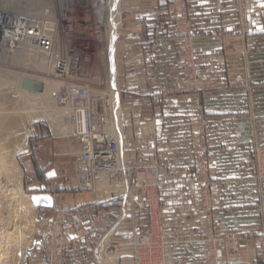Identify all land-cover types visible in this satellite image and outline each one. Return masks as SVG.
<instances>
[{"label":"crops","instance_id":"0c3cea01","mask_svg":"<svg viewBox=\"0 0 264 264\" xmlns=\"http://www.w3.org/2000/svg\"><path fill=\"white\" fill-rule=\"evenodd\" d=\"M245 2L251 33L242 38L237 34L235 0H188L196 33L191 40L195 74L198 84L207 89L169 94L148 108L144 103L150 91L170 92L186 81L182 39L174 36L170 21L171 11L177 10L176 0H131L126 6L128 29L118 52L120 98L132 126L128 135L135 136L131 146L137 144L146 120L154 151L167 171L159 189L164 264H210L211 248L214 264H255L259 260L256 235L264 229V179L258 183L250 179L246 161L253 144H264V0ZM161 11L167 20L156 29L154 19ZM144 20H148L146 30ZM151 36H156V43ZM245 46L249 48L246 56ZM200 107L205 110L208 155L213 164L211 230L193 170L199 150L196 115ZM43 167L44 177L37 182L42 193L36 196L43 203L40 209L52 211L57 224L50 225V240L38 243L39 252H34L29 264H47L42 250L72 237H79L85 245L78 252L63 253L59 264H105L97 241L114 226L116 203L92 204L90 193H43L48 190L45 183L49 180L54 185L60 176L55 167ZM51 170L56 177L47 179L45 174ZM212 231L215 240L210 243ZM247 232L256 235L242 239L241 234ZM131 238L130 224H121L109 244L112 251L105 253L114 255L111 264H133L131 251L124 247ZM234 238L238 246L230 248Z\"/></svg>","mask_w":264,"mask_h":264},{"label":"built area","instance_id":"2783aa9c","mask_svg":"<svg viewBox=\"0 0 264 264\" xmlns=\"http://www.w3.org/2000/svg\"><path fill=\"white\" fill-rule=\"evenodd\" d=\"M54 2L58 11H54V17L50 16L53 35L44 31L42 25L30 15L0 13V52L9 55L26 53L53 59L52 71L60 80V86L54 93L55 102L63 111L64 120L71 129V136L77 143L72 160L74 185L84 192L94 194L95 197L103 194L105 197L102 201L120 200V217L114 225L129 220L132 239L124 247L131 251L134 264H164L165 242L159 189L167 171L154 151L153 134L145 133L143 128L140 131L139 142L134 147L131 146L127 134L117 126V117L111 110L112 99L108 91L113 90L110 89L111 86L106 89L102 80L106 81L107 76L103 78L98 72L94 74L92 65L87 67L83 65L99 57L104 60L110 49V44L106 46L110 37H113L115 44L123 37L122 13H125V10L119 1V16H116V3L111 6L108 0H54ZM61 2L64 5L62 10L59 7ZM176 5L177 10L170 13V21L176 30L174 36L182 39V54L187 67L186 81L170 92L150 91L144 103L147 108L169 94L194 93L207 89L198 84L195 74L191 40L196 33L190 23L188 0H176ZM74 6L82 9V15L73 14ZM235 12L238 18L237 34L244 38L251 33L245 0H235ZM117 20L120 22L118 30ZM165 20H167L165 13L161 11L154 19L155 28L160 29L161 23ZM147 26L148 20H144L143 30H146ZM151 38L155 42L156 36ZM80 42L92 44L93 49L89 48L82 52ZM248 51V46H245L244 56ZM118 93L120 102L118 111H121L123 118L125 110L121 104L120 90ZM143 125H146V120ZM205 129V110L200 107L196 115L199 150L193 170L201 209L207 216V224L211 230L215 197L212 187L213 164L208 155V137ZM32 130L31 128L29 131L32 133ZM246 164L250 179L257 183L261 182L264 179V144L252 145L247 154ZM109 232L99 237L97 241L99 244L103 238H108L105 243L106 252L109 250L113 234H116V226ZM255 235L249 232L242 233L241 238ZM256 236L259 239V261L255 264H264V229ZM214 240L212 231L207 241L213 243ZM84 243L79 237H72L49 248L46 253L47 264H59L64 252H78L84 247ZM237 246L238 239H232L230 248ZM209 251L210 264H214V248Z\"/></svg>","mask_w":264,"mask_h":264},{"label":"rangeland","instance_id":"374dc122","mask_svg":"<svg viewBox=\"0 0 264 264\" xmlns=\"http://www.w3.org/2000/svg\"><path fill=\"white\" fill-rule=\"evenodd\" d=\"M10 1L12 0H0V9L12 11L20 10L17 9L16 6L8 4ZM36 1H39L38 3L41 2L39 6H44V1L45 6L51 5L52 9H57L53 0H29L28 2L36 3ZM49 1L52 2L50 3ZM118 1H120L121 7L125 10V13H122L124 28L121 32L123 31V37L116 41L117 80L119 74L118 52L125 43L124 34H126V30L128 29V24L126 22V6H128L131 0ZM72 11L76 16L82 15V9L80 7L74 6L72 7ZM171 12L174 13L175 11ZM116 16H119L118 10ZM117 22L116 25L118 30L120 22H118V24ZM79 45L82 52L89 48L93 49L92 44L86 45L80 42ZM19 55L21 54L8 57L2 54L0 55V226L5 232H8V229L12 228H14V230L18 228L17 231L19 230L17 233L19 237L18 241H15V243L10 240L8 245H6V247L9 248L7 249L8 254L2 261V264H29V260L32 259L34 252H39L38 243L50 240V225L53 224L56 226L57 224L54 222L55 217L52 211L40 209L43 203H39L38 196H36L42 193L41 190H37V182L44 177L43 166L55 167L60 173L59 179L53 181L56 182V184L50 185L49 180L45 183V187H47L48 190L43 193L68 191L82 193L83 195L89 193L82 191L75 186L73 182L74 171L73 168L71 170V161L73 160V151L76 150L77 143L73 136H71L70 129H67L64 114L62 115L61 113L63 111L57 107L55 102L54 93L60 80L54 78L51 74L34 70L35 68L32 60L28 61L26 64L16 65L12 60L14 59L13 57L24 56ZM24 57L28 59V57ZM105 63V59L103 60V58L99 57L89 62V64L84 63L83 65L86 67L92 65L94 74L98 72V74L100 73L104 78L107 76L104 68ZM20 76L27 77V79L44 80L48 85L46 98L39 99L33 94L29 95L23 93L22 85L21 88L18 87L17 80ZM119 83V80L118 82L116 81V84H118V91ZM121 120L122 121L119 122L118 125L124 133L127 134L128 142L131 145L135 137L128 135L130 129H132L131 122L127 123L125 113ZM147 127H149V130L151 129L150 126L144 125L143 131L145 133L150 132L147 130ZM31 128L33 130L32 133L29 134ZM140 137L139 134L137 142H139ZM70 152L73 153H71L72 156H63V154ZM53 154H57L58 156ZM90 195L94 202L92 204L97 205L106 203V201H102L99 196L97 197L96 195L95 197V195L91 193ZM110 202L116 203L117 222L120 217L121 202L117 199ZM42 222L47 225L46 228L40 226ZM123 223L129 224L130 222L127 220V222ZM120 225H114L112 229L116 226L117 232ZM43 235L46 236L45 239ZM105 238L108 239L107 237ZM131 239L129 241H131ZM52 247L51 245L46 250L45 248L44 251L42 250V253L45 254V258L47 250ZM109 248L111 249V247ZM110 249L109 251H112ZM102 257H105L106 259L104 260L109 262L107 264H111L114 259L113 254H107L106 256L105 253L102 255L100 254V259Z\"/></svg>","mask_w":264,"mask_h":264},{"label":"bare ground","instance_id":"6f19581e","mask_svg":"<svg viewBox=\"0 0 264 264\" xmlns=\"http://www.w3.org/2000/svg\"><path fill=\"white\" fill-rule=\"evenodd\" d=\"M7 1V0H6ZM29 0H12L10 1L8 4L12 5V6H16L17 9H20V10H17V11H12V10H8V9H0V13L2 14H8V13H13V14H22V15H25V16H28L30 15L32 19H34L36 22H39L41 25H42V29L44 31H46L48 34L50 35H53L52 33V26L50 25V22L52 21L50 16L51 17H54L55 16V12L57 9L54 10V8L52 9L51 8V5H46L45 6V3L43 1V4L44 6H39V4L41 3H38L39 1H36V3L34 2H28ZM109 3L111 4V6H113L115 3H116V12L119 8V3H118V0H108ZM50 2V1H49ZM52 2V1H51ZM50 2V3H51ZM54 2V0H53ZM59 7L62 8L64 7V5H62V2L59 3ZM48 12L50 15H48ZM118 24V22H117ZM113 37L109 39V41H107L106 43V46L110 44V49H109V52L106 53V56H105V74L107 75V79L105 81V79H102L104 80V86L107 88L110 87V89L112 88L113 91L109 92L108 91V94L109 96L111 97V108H112V111H114V115H116V122H117V125L119 124V122H121L122 120V113L121 111H118V107L120 106V102H119V93H118V90H117V85L116 84V81L118 82L117 80V72H116V44L113 42ZM107 52V51H106ZM3 55V56H12V55H16V54H21L19 56H26L28 57L25 58L24 56L23 57H13L14 59L12 60L16 65H21V64H26L28 63V61L32 60V63L34 64V70L36 71H40V72H43V73H46V74H51L54 78L57 79V77L55 76V74L53 73V69L54 67H52L51 64H53V59L50 60L44 56H36V55H29V54H26V53H14L12 55H9L7 53H1L0 52V55ZM102 58V57H101ZM56 63V62H55ZM51 70V71H50ZM50 76V75H49ZM48 76V77H49ZM34 81V82H38L41 84V91L38 92V93H35V92H31L29 90H26L22 87V92L23 93H26V94H33L34 96H37L39 99L40 98H46L45 96L47 95V91H48V85L47 83L44 81V80H41V79H27V77H22L20 76V78L17 80L18 81V87L21 88V85L23 83V81ZM60 86V82H58V87ZM58 87L56 88V90L58 89ZM55 90V91H56ZM94 93V91H93ZM62 115L64 114L63 112H61ZM66 123V122H65ZM67 126V129L69 130L70 127H68V125L66 124ZM119 127V125H118ZM149 127H147V130ZM150 133V132H149ZM148 133V134H149ZM31 134V132L29 133ZM70 134H71V129H70ZM16 196V195H15ZM100 197L101 200H103V198L105 197L103 194H98L97 197ZM14 197V196H13ZM15 198V197H14ZM13 199V198H12ZM99 200V199H98ZM100 200V201H101ZM1 224V223H0ZM12 228V227H11ZM3 229V228H2ZM1 229V226H0V264H2V261L4 260V258H6L8 252H7V249H9L8 247H6V245H8V242L11 240V241H18V231L17 229L18 228H12V229H8V232H5ZM11 230V231H9ZM17 231V232H16ZM21 231V229H20ZM107 242V239H102L99 243V248L101 247L102 248V252H101V255L103 253H106L105 252V243ZM11 243V242H10ZM16 243V242H15ZM110 255V254H108ZM109 257V256H108ZM104 259H106L105 257H102ZM114 258V257H113ZM105 261V260H104ZM112 261V260H110ZM114 261V259H113ZM109 262L105 261V264H107Z\"/></svg>","mask_w":264,"mask_h":264},{"label":"water","instance_id":"95a60500","mask_svg":"<svg viewBox=\"0 0 264 264\" xmlns=\"http://www.w3.org/2000/svg\"><path fill=\"white\" fill-rule=\"evenodd\" d=\"M22 87L26 90H29L35 93H38L41 91V84L38 82H34V81H27V80L23 81ZM45 177L47 179H52L56 177V173L54 170H51L45 174Z\"/></svg>","mask_w":264,"mask_h":264},{"label":"snow or ice","instance_id":"6c2138e0","mask_svg":"<svg viewBox=\"0 0 264 264\" xmlns=\"http://www.w3.org/2000/svg\"><path fill=\"white\" fill-rule=\"evenodd\" d=\"M262 31H264V29H262Z\"/></svg>","mask_w":264,"mask_h":264}]
</instances>
